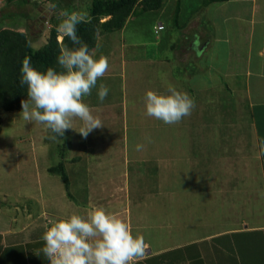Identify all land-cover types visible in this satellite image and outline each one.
Segmentation results:
<instances>
[{
    "label": "rangeland",
    "instance_id": "rangeland-1",
    "mask_svg": "<svg viewBox=\"0 0 264 264\" xmlns=\"http://www.w3.org/2000/svg\"><path fill=\"white\" fill-rule=\"evenodd\" d=\"M208 2L161 0L158 8L145 9L141 0H137L126 14H106L99 19L95 44L90 53L97 58L107 57L109 68L98 79L97 86L85 102L105 126L93 130L86 139L72 129L66 130L64 137L57 135L51 139L56 134L43 124L22 119L21 105L11 110L1 105L0 210L6 206L13 211L14 207L28 214L29 219L44 223L48 218L64 217L56 214L57 198L64 196L65 200L66 197L72 198L73 194L82 198V192L91 189L98 193L92 194L96 197L92 204H88V198L81 201L85 214L91 207H102L115 214L113 210L119 205L123 210L118 214L121 217L126 215L129 225L133 216L139 215L138 200H148L147 192L151 189L162 188L165 193L172 190L169 201H166L165 193L160 196L166 209L168 205H180L182 188H187V195L199 201L203 192L200 188H193L198 184L203 188H217L219 184L225 189L229 185L242 188L252 172L253 160L244 81L239 79L235 84H223L222 79L221 82L218 79L214 80L211 88H206L205 85L214 79L209 77L201 92L195 83L200 80L191 81L189 78L198 73L192 68L193 61H197L196 46L194 41H190L194 34L198 38L200 36L201 41L209 38L211 44L220 46L216 47L219 54L216 66L224 68L225 43L213 41V28L206 9ZM49 3L56 4V8L46 10L44 5ZM89 3L90 0H0V13H10L17 23L15 29L0 31V40L11 36L13 31H20L33 49L46 46L52 35L60 50L65 45L69 47L68 42L63 41L64 36L57 31L63 18L61 13L81 12L89 20ZM107 22L109 25L105 26ZM237 23L236 27L240 29V22ZM241 25L247 26L246 20ZM207 45L212 47L209 43ZM5 52L3 48L0 56ZM210 53L212 51H206L207 55L200 59L210 61ZM101 84L109 89L103 102L98 99ZM169 86L186 92L195 101L191 114L173 125L145 114L146 91L163 93ZM27 99V94L22 97V100ZM80 123L74 121L77 128ZM149 137L151 143L148 142ZM200 140H205L203 144L208 147L199 145ZM137 144L144 145V150L136 151ZM200 151L209 156H203ZM191 155L196 161L187 160ZM59 161L68 175L67 188L58 171L53 169ZM199 169H217L219 174L216 179L210 178L211 184L205 186L202 183L206 179L199 175ZM177 173L183 175L182 181ZM168 182L171 187H168ZM237 202L240 203L239 200ZM132 228L133 233L139 232L135 226ZM221 254V262L231 264L228 257L232 251ZM234 254L233 264H245L251 256L248 254L247 258L245 255L244 259L242 253L239 255L236 251ZM216 257L213 255V262L220 264Z\"/></svg>",
    "mask_w": 264,
    "mask_h": 264
},
{
    "label": "crops",
    "instance_id": "crops-1",
    "mask_svg": "<svg viewBox=\"0 0 264 264\" xmlns=\"http://www.w3.org/2000/svg\"><path fill=\"white\" fill-rule=\"evenodd\" d=\"M206 9L209 12L210 26L213 28L211 32L213 41L219 44L225 43L224 68L216 66L219 56L216 47L220 46L211 44L209 38L202 39V43L200 36L198 38L194 34V38L190 41H194L193 45L196 46L194 53L197 61H193L192 68L198 73L190 75L189 78L191 81L200 80L195 83L198 84L201 92L205 87L211 88L214 80L219 79L221 82L222 79L223 84L225 82L235 84L234 82L243 79L244 97L250 117L249 144L253 159L252 172L250 175L247 173V183L243 185L244 188L229 185L225 189L221 184L217 188H203L200 184L198 187L193 186L203 192L200 201L193 200L192 195H187L188 189L182 188L179 192L180 205L177 207L168 205L169 207L165 209L162 204L164 199L160 197L165 193L162 188L147 192L149 199L138 200L136 207L137 210L139 209V215L133 216V222L129 224L131 231L134 226L139 229V232L132 234L143 236L147 248L145 258L137 261L136 264H216L215 261L213 262V255L217 256L220 264H225L220 258L221 253H226L227 250L232 251L228 258L233 264L234 252L237 251L239 254L241 248L247 250L242 253L244 259L248 258V254L251 255L245 264H256L262 258H257L251 252L255 241L262 242L264 262V196L261 195L264 193V0L209 1ZM245 20L247 26L241 25ZM237 22H240V29L236 27ZM208 43L212 47L209 48ZM209 50L212 51L209 54L210 61L207 58L200 59L202 55H207L205 53ZM217 67L221 69L220 73ZM209 77H214L213 81H206ZM206 83L208 85L202 89L203 84ZM202 128L207 129L206 126ZM200 142L199 145L205 143V140ZM202 146L208 147L207 144ZM201 154L209 156L205 151ZM194 159L196 161L191 155L187 160L194 161ZM125 163L128 165L129 161L126 159ZM198 171L202 179H206V182L202 183L205 186L210 185L219 174L217 169ZM203 172L210 173L208 174L210 176H203ZM177 176L182 181L183 175L177 173ZM168 184V187H171L170 182ZM169 192L171 193L172 190L165 193L166 201L170 200ZM95 193L98 192L88 189L87 192L85 190L82 192V198L80 196L77 198L74 194L72 198L66 197L65 200H63L64 196L57 198L59 203L56 214L85 215L81 201L88 198L90 201L88 204H92L96 199L92 194ZM237 200L240 201L239 204ZM87 206L90 208V205ZM1 210L0 264H49L42 253L44 242L41 238L45 222L33 221L32 218H28V214L14 207L13 211L6 209V206H2ZM122 210L118 205L113 212L118 214ZM116 216L125 222L128 219H125L126 215ZM218 251H220L219 255Z\"/></svg>",
    "mask_w": 264,
    "mask_h": 264
},
{
    "label": "clouds",
    "instance_id": "clouds-1",
    "mask_svg": "<svg viewBox=\"0 0 264 264\" xmlns=\"http://www.w3.org/2000/svg\"><path fill=\"white\" fill-rule=\"evenodd\" d=\"M52 11L56 4L44 5ZM57 31L74 47H61L57 64L63 71L48 67L41 71L25 57L21 67V86L27 85V100L21 101V116L25 122L43 124L47 130L64 137L66 130L77 131L83 138L104 122L85 102L99 78L109 68L107 57H95L77 35V25L90 22L86 14L64 11ZM109 89L101 84L98 99L103 102ZM145 114L165 124L179 123L195 107L186 92L169 86L166 92L147 90L144 96ZM80 121L77 128L74 121ZM151 143V138H147ZM136 151L144 145L137 144ZM264 196V193H261ZM43 255L49 264H136L145 258L147 248L143 236L133 235L129 225L102 207H91L85 215L72 213L50 223L41 238Z\"/></svg>",
    "mask_w": 264,
    "mask_h": 264
},
{
    "label": "trees",
    "instance_id": "trees-1",
    "mask_svg": "<svg viewBox=\"0 0 264 264\" xmlns=\"http://www.w3.org/2000/svg\"><path fill=\"white\" fill-rule=\"evenodd\" d=\"M137 0H90L88 11L90 19L87 23H80L77 25V35L87 44L89 51L95 44V33L97 31L99 19L106 14L117 15L127 13L131 6ZM219 1V0H209ZM221 1V0H220ZM161 0H141L145 9H156L159 7ZM16 19V18H15ZM14 21V22H13ZM109 25V22H107ZM14 17L6 11L0 13V31L7 28L15 29ZM63 41H67L69 47H74L72 42L64 37ZM20 43V44H19ZM5 48V53L0 56V106L2 105L6 110H11L21 105L22 97L27 94V85L21 86V67L22 60L25 57L31 58V64L38 70L44 71L48 67H53L57 71H63L57 64V57L60 54L59 45L52 35L49 43L38 49H33L30 42L25 38L20 31H13L11 36H5L0 40V54ZM53 169L58 171L65 188L68 187V175L65 171L63 163L59 161ZM254 248L251 252L257 258H262L258 264H263V246L261 241H255ZM242 245V244H241ZM240 253L247 251L246 249L239 250Z\"/></svg>",
    "mask_w": 264,
    "mask_h": 264
},
{
    "label": "built area",
    "instance_id": "built-area-1",
    "mask_svg": "<svg viewBox=\"0 0 264 264\" xmlns=\"http://www.w3.org/2000/svg\"><path fill=\"white\" fill-rule=\"evenodd\" d=\"M160 27H161V25L158 26V28H160ZM52 221H54V220L49 219V218L47 219V222H45V224H44V232Z\"/></svg>",
    "mask_w": 264,
    "mask_h": 264
}]
</instances>
